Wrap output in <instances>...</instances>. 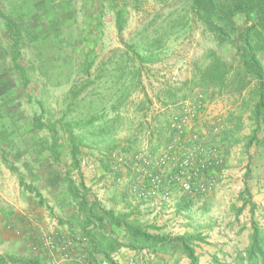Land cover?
Masks as SVG:
<instances>
[{"label":"rangeland","instance_id":"1","mask_svg":"<svg viewBox=\"0 0 264 264\" xmlns=\"http://www.w3.org/2000/svg\"><path fill=\"white\" fill-rule=\"evenodd\" d=\"M243 21L236 15L237 27L251 26ZM11 26L19 56L12 52ZM251 42L264 64L263 27L251 33ZM221 64L237 69L236 50L203 25L192 0H0V220L42 198L46 206H62L48 217L61 229L72 224L66 236L81 237V214L73 209L78 206L67 177L77 186L83 181L92 199L111 206L113 194L102 191L117 183L102 181L103 172L124 170L131 187L130 175L154 168L166 151L173 115L202 93L210 112L197 129L206 130L203 136L216 150L207 165L211 191L193 199L179 191L176 205L165 208L145 202L131 218L154 226V234L201 236V264H216L213 257L236 262L251 241L253 215L240 200L246 186L256 205L254 218L264 226V144L246 145L255 84L235 71L222 87ZM240 80L248 81L244 89ZM232 115L242 123L238 143L228 148L221 133L233 130L227 122ZM38 118L45 129H35ZM217 119L223 127L214 132ZM72 137L81 151L80 170L73 164ZM2 226L0 264L42 255L39 247L25 251L15 233L21 242L5 243L2 235L9 230Z\"/></svg>","mask_w":264,"mask_h":264},{"label":"trees","instance_id":"2","mask_svg":"<svg viewBox=\"0 0 264 264\" xmlns=\"http://www.w3.org/2000/svg\"><path fill=\"white\" fill-rule=\"evenodd\" d=\"M192 5L203 25L213 32L220 42L233 46L236 50V57L239 60L237 69L231 64H221L223 72L220 83L222 87L230 85L227 84L228 76L235 71H237L235 76L243 73L247 80L255 84L257 100L251 108L250 135L246 138V145L247 147L263 145L264 135L261 137L260 134L264 133V64L257 55V47L251 42V33L256 31L259 26L264 28V0H192ZM238 14L244 17L243 25L251 24V26L246 29L237 27L236 15ZM9 28H11L9 32L12 40V52L14 51L19 56L17 34L12 26ZM213 68L219 70L217 65ZM242 80L240 81L242 82ZM247 80L242 82L241 89L246 87ZM246 107L247 103L245 102L243 108ZM234 119L235 117L232 115L227 120V122L233 123V130H224V128L221 133L223 136L221 145H227L228 148L238 143L236 135L240 132L242 122L240 117H237L236 121ZM34 124L36 130L47 127L39 118L34 121ZM71 141L73 142V164L76 169L80 170L79 155L81 151L73 137ZM210 146L214 145L210 143ZM151 156L149 155V157ZM66 180L68 181V193L77 204L82 216V234L87 243L85 253L92 262L98 264L101 261H107L109 264H118L114 260L113 254L122 247H126L135 251L148 248L154 252L162 251L164 253L175 248L180 255L188 258L189 264H201L200 256L197 253L198 245L204 242L201 236L154 234L152 232L155 229L154 226H141L132 220L131 214H115L113 211L105 209L96 199L89 196L90 193L86 190L83 181L77 186L70 176ZM240 200L243 201L242 210L250 206L253 218L251 220L250 244L236 258V262L237 264H264V226L254 218L256 205L252 202V195L248 186L241 193ZM39 204L44 205L45 201L40 198ZM118 230H120L122 238L117 236ZM115 234L116 236H113ZM212 259L216 264H236L235 261L232 263L222 262L216 257ZM10 261L16 262L13 259ZM21 261L22 264H42L37 257L22 259Z\"/></svg>","mask_w":264,"mask_h":264},{"label":"crops","instance_id":"3","mask_svg":"<svg viewBox=\"0 0 264 264\" xmlns=\"http://www.w3.org/2000/svg\"><path fill=\"white\" fill-rule=\"evenodd\" d=\"M209 112L210 111L208 112L206 111V113L208 114ZM206 113L204 112L202 117L206 118ZM198 121L199 119L196 122ZM191 128L192 129L195 128V130H197L196 129L197 125L194 124L193 126H191ZM155 136L156 135L153 134L152 137L148 139L150 145L151 144L153 145L155 143V142L153 143V139ZM166 137H168L169 143L173 142L172 132L169 133ZM185 149H186L185 147L177 145L174 149V153H172L170 156L179 157L182 155ZM108 157L111 158V155ZM170 162L171 161H169V164L167 166H163L161 169H157L156 167L152 169L148 168L149 172L151 174L160 172L162 175H165V176L166 174L170 175V166H171ZM111 170H112V167H110V169L107 172L106 171L103 172L105 176L102 181H105V179L110 178L109 183L114 182V184L116 183L117 184L115 188H111L108 191H102V192H107L106 195L111 194V193L113 194V199H112L113 204H111V206H108L107 203H104L102 206L105 209L111 210L115 214H131V211L135 209L136 210L139 209L138 207H140L145 202H151V204L149 205L152 206L154 209L161 208V207L165 208L166 206L170 207L171 202H172V206L176 205L175 201L177 197L179 196L178 195L179 190L174 189L175 188L174 186H170V190H171L170 197L167 200H164V198L159 192L151 193V194L148 193L147 197L143 198L139 191H134L133 186L136 185L135 179L138 177L140 179L139 181L142 182V186L144 187L146 193L150 192L149 179L146 178L148 176H146L145 174H141V172L138 170V173H136L134 177L131 175L129 177V179L134 178V181L132 182L133 185L130 187L129 185L126 186V182H125L126 173L124 170L118 169L114 173L111 172ZM96 173L97 172L94 171V174H91V178L94 179V181H97ZM119 184H123L124 186L120 187ZM69 205H70V208H72L74 204L71 201ZM73 209L76 212L80 213L78 208H73ZM52 210L55 212L59 211L61 213L62 206L56 202H54L50 206H46V202L44 205H40L39 203L32 201L30 202L29 206L24 211H21L22 214H19L18 211H14L11 214H8L7 216H5L3 221L0 220V225L6 226L5 228L9 230L7 233L2 235L3 241L5 243L12 245L15 241L14 239L20 240L22 238V242L24 243L23 245L26 248L25 251H28L30 253V251L33 248L39 247L41 249L40 252L42 254V255H39V259L41 263L48 264V254H46L45 252L46 250L44 251V249L41 248V245H42L41 241L45 240L48 236H50L52 231L59 232L61 233L62 236H66L71 230L69 227H72V224L69 223L68 224L69 227L65 226L62 229L59 228V226H57L54 219H51L48 217L49 213H51ZM63 216L65 217V215ZM81 219H82V216H81ZM65 220L70 221L66 217H65ZM3 226L1 228H3ZM71 231H74V230H71ZM14 233L21 236V238L20 239L14 238V236L12 235ZM78 233H80V236H81L80 238L85 239L82 232L79 231ZM86 247H87V243L84 241L83 246L80 249L79 248L77 249V251H82L80 253V256L83 253L86 254L85 253L87 249ZM21 250L23 251L24 248H22ZM36 254H39V253H36ZM113 258L118 264H127L130 260L136 261L137 264H189L188 258L180 255L177 249H172L170 252L164 253L162 251L154 252L149 249L144 250V251L142 250L135 251V250H131L126 247H122L121 249H119L117 252L113 254ZM75 259H77V257H75L74 260ZM74 260L73 261L62 260L59 263L60 264H79L78 262Z\"/></svg>","mask_w":264,"mask_h":264},{"label":"built area","instance_id":"4","mask_svg":"<svg viewBox=\"0 0 264 264\" xmlns=\"http://www.w3.org/2000/svg\"><path fill=\"white\" fill-rule=\"evenodd\" d=\"M205 96L202 93L197 94L192 100L184 103L181 111L174 114L171 118L169 127L173 133V142H171L166 151L156 158L154 167L161 169L170 162V175L159 173H150L148 168H142L139 171L145 174L149 179L150 192L145 191L139 178L135 180L134 191H139L143 198L148 193H160L164 200L170 197V186L177 187L180 192L189 197L205 196L211 191L213 182L208 178V161L211 159L213 151L208 144L209 138H205L206 130H195L191 128L194 124L202 120L205 112ZM207 118V117H206ZM199 119L198 122H196ZM214 132H219L223 127L220 119L214 123ZM177 145L185 147V151L179 157H171ZM139 158L142 157L140 152ZM173 160V161H172ZM172 163V164H171ZM147 165H150L147 161ZM138 184V185H137ZM51 232L45 240L41 241V248L48 254V264H60L59 262L74 261L79 264H96L77 251L84 244L85 239L76 236H62L59 232ZM78 254V255H77ZM50 255V256H49ZM98 264H109L107 261H101ZM133 264V263H131Z\"/></svg>","mask_w":264,"mask_h":264}]
</instances>
